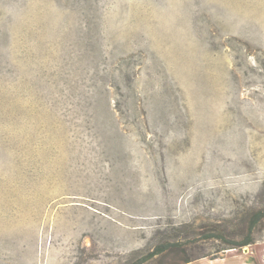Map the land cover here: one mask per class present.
<instances>
[{"label": "rangeland", "instance_id": "rangeland-1", "mask_svg": "<svg viewBox=\"0 0 264 264\" xmlns=\"http://www.w3.org/2000/svg\"><path fill=\"white\" fill-rule=\"evenodd\" d=\"M231 254L264 264V0H0V264Z\"/></svg>", "mask_w": 264, "mask_h": 264}, {"label": "crops", "instance_id": "crops-1", "mask_svg": "<svg viewBox=\"0 0 264 264\" xmlns=\"http://www.w3.org/2000/svg\"><path fill=\"white\" fill-rule=\"evenodd\" d=\"M184 264H254L243 254H231L217 258L200 257Z\"/></svg>", "mask_w": 264, "mask_h": 264}, {"label": "trees", "instance_id": "trees-1", "mask_svg": "<svg viewBox=\"0 0 264 264\" xmlns=\"http://www.w3.org/2000/svg\"><path fill=\"white\" fill-rule=\"evenodd\" d=\"M249 243H251V237L248 234L243 240L238 242L237 245L241 246V245H246V244H249ZM177 249H180V245H178L176 243H166L163 246L157 247L155 250H153L151 252V256L154 255V254H157V253H162L164 251H165L164 255H166L169 252L176 251ZM204 256L205 255L195 256V257H186V258H183L180 262L175 263V264H184V263L190 262L192 260H195L197 258L204 257Z\"/></svg>", "mask_w": 264, "mask_h": 264}]
</instances>
